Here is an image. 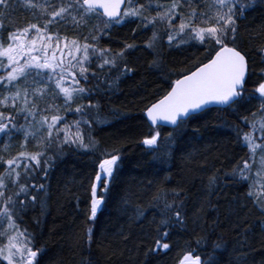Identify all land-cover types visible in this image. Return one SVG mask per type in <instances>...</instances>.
<instances>
[{"label":"snow or ice","instance_id":"snow-or-ice-1","mask_svg":"<svg viewBox=\"0 0 264 264\" xmlns=\"http://www.w3.org/2000/svg\"><path fill=\"white\" fill-rule=\"evenodd\" d=\"M15 0H0V28L8 18ZM25 7L39 9L35 15L47 16L22 26H12L6 36L0 32V264H42L44 249L35 243V233L24 223L30 207L39 201L41 209L47 204L45 193L48 177L57 162L68 150H88L93 153V174L90 177L91 199L89 217H95L98 207L107 198L121 169L124 157L120 148L101 149L93 135L98 124L106 121L101 112L100 93L111 95L122 77L134 75L136 65L129 55L141 45L125 40L118 48L111 46L113 30L130 24L151 34L142 46L151 51L148 64L159 68L165 42L193 49L190 66L169 72L175 78L159 96L151 95L142 111L150 124V134L141 137L143 146L152 152V160L159 161L161 169L179 151L183 158L187 128L198 121V114L209 106L225 108L246 122L248 130L232 125L237 131V142L246 146L247 155L237 158L224 174L215 170L209 176V194L215 188L247 184L241 196L251 198L264 213V78L254 84L253 92H246L247 77L251 74L248 51L240 46V22L254 7L264 6V0H23ZM80 29L87 26L83 39L59 30H51L57 21ZM264 31V24L261 26ZM251 38L259 33L251 32ZM109 43L101 46L103 38ZM257 54L264 63V41L257 46ZM264 77V67L256 69ZM91 81V82H90ZM258 94V95H257ZM259 100L258 106H245ZM7 108L8 110H4ZM243 111L244 114L239 113ZM66 113L75 118L70 119ZM166 123L170 131L162 133ZM198 130L202 125H195ZM23 133L20 150L10 152V140ZM162 137V139H161ZM29 142L34 150H29ZM5 153H8L5 155ZM259 153V155H257ZM227 177V180H225ZM101 185L103 186L101 188ZM184 190L157 188L149 203L160 206L159 219L150 221L151 230L141 229L142 243L147 240V252L167 250V242L175 228L187 229L189 213L181 193ZM172 193V199L168 193ZM186 195V193H185ZM246 201H242L245 203ZM124 203H127L125 200ZM215 208L209 198L194 209L192 222L203 224L204 206ZM135 215L146 213L141 206ZM37 222L39 218L37 217ZM264 232V218L258 220ZM212 227L216 221L211 222ZM255 223L242 219L232 222L239 238L240 252L236 264H246L249 252L248 234L254 232ZM89 233L92 229L89 227ZM130 235L124 232L121 239ZM150 238V239H149ZM91 236L89 235V240ZM196 246L206 235L195 237ZM222 241L214 242L213 252L207 255L189 247L178 264H217L213 253L226 250ZM229 264H232L229 261ZM253 264H256L253 261ZM259 264H264L261 257Z\"/></svg>","mask_w":264,"mask_h":264},{"label":"trees","instance_id":"trees-1","mask_svg":"<svg viewBox=\"0 0 264 264\" xmlns=\"http://www.w3.org/2000/svg\"><path fill=\"white\" fill-rule=\"evenodd\" d=\"M38 11L25 7L23 0H15L8 18L3 20L4 27L0 28V32L6 36L12 26H22L33 21L42 24L47 16L41 18L35 15ZM262 24L264 6L254 7L240 22L239 43L248 51L251 69L245 85L246 92H253L254 84L264 78L256 72V69L264 67L261 56L257 54V46L264 41V31L260 27ZM133 27H136L134 20L114 29L110 39L113 48L121 47L125 40L141 45L129 55V59L137 66L136 72L126 78L122 77L118 88L113 89L111 95L99 94L100 110L107 118L104 123L96 125L93 131V135L100 141L101 149L111 147L122 150L124 159L121 169L111 191L105 194L107 198L98 207L96 216L90 218L91 193L86 189H90L89 181L93 174V153L88 150H68L60 158L48 177V188L41 194L47 199L46 206L41 209L37 201L24 216L25 225L35 233L36 245L43 246L42 264H178L183 252L189 247L207 255L213 252L214 242L219 241L227 247L226 250L213 253L219 257L217 264H229V261L236 264L234 257L241 249L232 222L238 218L244 223L256 224L254 232L248 234L246 241L252 250L246 264H253V261L259 264L261 257H264V232H261L256 222L264 218V213L251 198L241 196L247 191V184L224 186L225 182L221 181V186L210 194L207 188L208 178L214 170L223 175L224 170L231 168L237 158L247 155L246 146L237 142L238 134L232 127L240 125L247 131V123L240 122L237 115L228 109L207 108L204 113L198 114V121L187 128L184 155L188 158L184 159L178 151L161 169L159 161L154 162L152 152L147 151L142 144L141 137L150 134L152 130L142 109L151 95L159 96L167 89L170 81L175 78L169 75L170 71H181L190 66L193 49L178 46L170 49L165 42L163 63L159 68H152L148 64L152 59L151 51L142 46L143 40L151 34V28L146 31L137 28L133 33ZM51 30H59L68 35L78 34L83 39L87 26L76 29L58 20L51 26ZM253 31L259 33L254 39L250 35ZM105 43H109V38L100 41L101 46ZM258 104L259 100L249 101L245 107L250 112L249 105L255 107ZM239 114L243 115L244 112ZM66 115L70 119L75 118L70 113ZM197 123L202 125L198 130L195 127ZM170 130V127L160 126L162 137L163 133ZM21 139L22 132L12 136L10 152L20 150ZM29 150H34L31 142ZM177 186L184 190L181 196L186 201L189 213L187 229L172 230L167 238L169 249L147 252L150 243L147 240L142 243L141 229L145 233L151 230V235L155 236V226L150 221L159 219L160 208L149 201L158 187L171 189ZM209 195L211 203L216 207L205 205L201 217L204 223L197 222L194 226L192 213ZM168 198H173L172 193H168ZM125 200L127 203H124ZM138 205L146 213L142 218L135 215ZM212 221H216L215 227H212ZM124 232L130 233L126 240L121 239ZM200 235H206V239L197 247L195 237Z\"/></svg>","mask_w":264,"mask_h":264},{"label":"water","instance_id":"water-1","mask_svg":"<svg viewBox=\"0 0 264 264\" xmlns=\"http://www.w3.org/2000/svg\"><path fill=\"white\" fill-rule=\"evenodd\" d=\"M210 107H213V106H209L208 108H210ZM144 116H145V115H144ZM145 118H146V120H147V117H146V116H145ZM147 122H148V121H147ZM148 124H149V122H148ZM149 125H150V124H149ZM162 126H163V127H164V126H165V127H169V126H167L166 123H162V124H161V127H162Z\"/></svg>","mask_w":264,"mask_h":264}]
</instances>
